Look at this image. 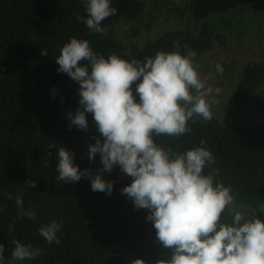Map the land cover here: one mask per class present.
<instances>
[{
	"label": "trees",
	"instance_id": "1",
	"mask_svg": "<svg viewBox=\"0 0 264 264\" xmlns=\"http://www.w3.org/2000/svg\"><path fill=\"white\" fill-rule=\"evenodd\" d=\"M261 0H190L191 17L203 21L198 33L192 28L166 31L143 45H126L116 35L118 20L135 19L142 11V0H111L117 13L102 24L108 35L93 33L76 16L87 15L84 0H0V244L4 261L11 264L13 240L40 249L29 264H132L143 258L148 264L171 258V251L156 241V230L147 220L148 211L137 209L122 193L132 178L117 165L104 179L114 181L112 193L91 190V177L78 182L57 179L58 149L64 146L75 153L74 163L93 174L102 167L100 156L90 163L87 150L98 131L92 114L87 115L89 130L70 123L67 113L79 105L77 82L58 72L56 56L72 37L87 39L97 53L116 54L125 59H143L158 51H173L176 41L197 52L200 58L212 47L213 34L205 19ZM46 49L48 55H42ZM264 84V59L247 62L229 100L241 105ZM135 87V86H133ZM56 89L53 96L52 89ZM61 97L64 98L61 102ZM138 100V97H137ZM190 133L180 138L159 136L155 142L175 152L200 146L215 157L211 166L216 180L231 186L236 201L250 204L261 217L264 200V122L232 123L213 116L210 121L195 118ZM54 144L51 156L47 145ZM211 169L205 168V174ZM32 179L31 189L25 181ZM22 194L25 209L31 207L36 219L18 218L15 200ZM254 216V215H253ZM226 222L231 217L223 214ZM53 219L63 220L58 233L61 243L49 245L38 229ZM14 224L9 232L8 225Z\"/></svg>",
	"mask_w": 264,
	"mask_h": 264
},
{
	"label": "clouds",
	"instance_id": "2",
	"mask_svg": "<svg viewBox=\"0 0 264 264\" xmlns=\"http://www.w3.org/2000/svg\"><path fill=\"white\" fill-rule=\"evenodd\" d=\"M85 16H76L93 33L108 35L102 22L115 15L111 0H84ZM173 51H158L143 59H125L116 54L105 57L93 50L87 39L72 37L56 56L58 72L66 73L79 85V107L67 113L68 127L89 130L88 114H92L98 131L90 143L87 156L90 163L100 156L102 167L95 174L83 171L74 163L75 153L64 146L58 149L57 179L78 182L91 177V190L113 191L114 181L104 179V173L119 166L132 178L122 193L137 209L148 211L147 220L156 230L155 238L171 251L170 259L156 264H264V219L233 210L236 197L231 186L216 180L213 153L200 146L175 152L155 142L154 137L180 138L192 131L190 121L213 119L214 94L209 80L223 76L224 68L217 62L215 73L201 75L196 61L197 52L176 41ZM42 55L47 56L46 49ZM135 86V87H133ZM219 94V89H215ZM55 96L56 89H52ZM138 97V100H137ZM64 98L61 97V102ZM55 145L48 144L51 156ZM205 168L211 169L205 174ZM25 184L34 189L35 180ZM19 215L36 219L33 208L25 209L22 194L15 197ZM3 209H0L2 211ZM225 212L231 217L224 220ZM264 212V208L261 209ZM63 220L53 219L43 224L39 235L51 245L61 243L58 233ZM9 232L14 224L8 225ZM11 258L33 260L40 249L13 240ZM4 245L0 244V264L4 261ZM132 264H148L136 258Z\"/></svg>",
	"mask_w": 264,
	"mask_h": 264
},
{
	"label": "rangeland",
	"instance_id": "3",
	"mask_svg": "<svg viewBox=\"0 0 264 264\" xmlns=\"http://www.w3.org/2000/svg\"><path fill=\"white\" fill-rule=\"evenodd\" d=\"M190 0H142V11L135 19H120L115 24L117 37L126 45H143L157 35L170 30L189 28L199 32L203 21L191 17ZM213 34L212 47L196 59L202 76L215 73L217 62L224 68L223 76L216 74L209 84L214 89L211 99L214 116L232 123L264 122V84L241 105L232 103L228 96L236 84L240 70L247 62L264 59V0L257 4L234 9L225 14H213L205 19ZM219 89V94L215 93ZM264 208V200L260 209ZM234 211L255 215L250 204L236 201ZM264 219V212L260 217ZM11 264H29L12 261Z\"/></svg>",
	"mask_w": 264,
	"mask_h": 264
}]
</instances>
